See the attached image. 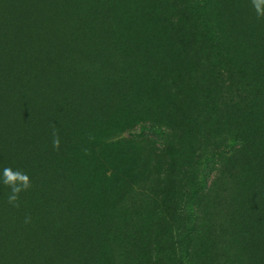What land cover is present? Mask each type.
Returning a JSON list of instances; mask_svg holds the SVG:
<instances>
[{
    "label": "rangeland",
    "instance_id": "374dc122",
    "mask_svg": "<svg viewBox=\"0 0 264 264\" xmlns=\"http://www.w3.org/2000/svg\"><path fill=\"white\" fill-rule=\"evenodd\" d=\"M57 1L78 38L61 43L46 28L41 100L9 124L39 142L60 137L39 163L47 143L27 157L31 182L57 195L44 236H68L77 264H117L116 250L120 264H226L235 245L250 261L264 237V89L254 86L264 85V18L251 0ZM202 10L223 36L217 56L211 41L197 48ZM231 68L252 80L233 101ZM190 206L202 217L195 234Z\"/></svg>",
    "mask_w": 264,
    "mask_h": 264
},
{
    "label": "trees",
    "instance_id": "16d2710c",
    "mask_svg": "<svg viewBox=\"0 0 264 264\" xmlns=\"http://www.w3.org/2000/svg\"><path fill=\"white\" fill-rule=\"evenodd\" d=\"M207 1L197 0L198 5L201 6L206 5ZM64 10L63 5L57 0H0V172L4 167L19 169L26 174L36 170L37 164L26 168V164L29 165L31 160L27 157L29 153L39 149L40 143L48 145L44 151L38 150L37 163L49 151L56 150L53 148L52 139L39 142L37 136L27 138L28 133L31 132L26 129L21 131L20 128H14L12 131L9 124L15 121L17 114L22 118L21 112H26L27 99L37 100L38 103L41 100L43 86L37 83L42 75L38 73V68L41 65L49 67L48 61L53 53L50 51L48 53L47 49L37 51L36 44L48 40L43 34L46 28L54 34L53 39L61 43H71V40L78 38L74 32V24L68 23L65 17L60 16ZM202 14L204 15V25L201 30L203 43L197 48L200 50L211 41L216 56L222 54L225 50H222L224 43L221 42L223 37L221 30L216 27L207 10H202ZM19 45L23 54H20L18 63L11 55V50L15 51ZM217 73L218 76L224 74L220 70ZM227 74L232 82L231 87L235 85L237 90L241 83L252 84L251 77L245 76L241 70L238 72L231 68L230 73ZM19 76L22 83L24 82L22 88L17 84ZM50 83H55V79L50 78ZM254 86L260 91L264 89L263 84ZM241 93L239 90L234 91L231 96L232 101L233 97ZM42 101H45L44 98ZM146 127L145 123L141 124L140 132H144ZM233 137L239 140L237 135ZM32 185L30 190L21 194V206L17 209L7 203L6 192L10 189L0 183V264H77L81 258L75 244L69 241L68 236L61 238L58 233L49 239V235L43 234L44 229L46 230L47 225L49 226L54 219L55 209L58 206L57 195H52L43 188L46 183L32 182ZM232 206L233 204L230 209ZM29 215L32 222L25 224L24 219ZM189 216L191 218L189 232L195 234L198 229H202V225L198 223L202 218L201 213L194 206H190ZM232 236L233 242L237 243L236 236L234 234ZM258 242L253 248L254 255L250 261L244 256H239L240 252H237L235 245L233 252L225 260L226 264H264V237ZM67 245L71 247L70 251H67ZM80 248L82 249V244ZM185 253L187 254L186 250L182 253L183 257ZM122 258V253L116 250L114 263L120 264ZM184 262L188 264V258H185Z\"/></svg>",
    "mask_w": 264,
    "mask_h": 264
},
{
    "label": "clouds",
    "instance_id": "9594fccd",
    "mask_svg": "<svg viewBox=\"0 0 264 264\" xmlns=\"http://www.w3.org/2000/svg\"><path fill=\"white\" fill-rule=\"evenodd\" d=\"M252 8L258 19L264 18V0H251ZM60 137L58 133L53 131V148L59 149ZM0 183L10 189L7 196V203L13 208L19 209L21 206V194L30 190L33 185L30 177L23 171L11 167H4L0 172ZM31 216H26L24 219L25 224L31 223Z\"/></svg>",
    "mask_w": 264,
    "mask_h": 264
}]
</instances>
